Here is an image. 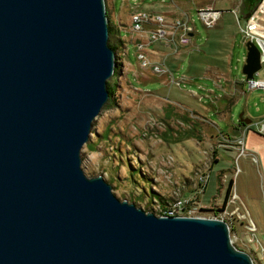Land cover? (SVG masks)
Masks as SVG:
<instances>
[{
	"label": "water",
	"instance_id": "water-1",
	"mask_svg": "<svg viewBox=\"0 0 264 264\" xmlns=\"http://www.w3.org/2000/svg\"><path fill=\"white\" fill-rule=\"evenodd\" d=\"M107 39L104 0H0V264H253L225 220L155 214L83 173ZM241 41L247 79L262 55Z\"/></svg>",
	"mask_w": 264,
	"mask_h": 264
},
{
	"label": "rangeland",
	"instance_id": "rangeland-1",
	"mask_svg": "<svg viewBox=\"0 0 264 264\" xmlns=\"http://www.w3.org/2000/svg\"><path fill=\"white\" fill-rule=\"evenodd\" d=\"M238 3L104 0L126 49L114 62L117 71L106 79L113 84L112 95L91 120L79 149V166L86 176L100 174L117 198L158 214L178 195L192 194L197 176L207 173L191 208L197 215L213 214V201L222 200L229 179L223 172L231 178L237 166L223 143L237 136L232 126L239 114L254 120L258 109H264V92L247 89L241 73L245 47L237 20L242 18L232 11ZM206 5L220 10L208 26L196 14L197 7ZM138 9L161 14L167 24L187 13L194 27L189 42L149 41L144 32L153 27L152 22L142 23L138 30L130 27V16ZM134 36L143 44L145 66L136 58ZM259 226L263 236L264 224ZM240 232L232 244L245 250L253 264H264V238L254 246Z\"/></svg>",
	"mask_w": 264,
	"mask_h": 264
},
{
	"label": "built area",
	"instance_id": "built-area-1",
	"mask_svg": "<svg viewBox=\"0 0 264 264\" xmlns=\"http://www.w3.org/2000/svg\"><path fill=\"white\" fill-rule=\"evenodd\" d=\"M232 11L234 16L237 18V16H239V14L237 13V6H234V8H232ZM196 14L201 23L208 26L218 19L220 10L210 5L199 6L196 8ZM147 22L153 23V27L147 29L146 32H144L145 37L149 41L165 39L167 42H170L172 44L174 43L178 45H185L191 38V31L194 30L192 21L190 20V16L187 13H181L180 16H177L175 18L172 24H167L166 19H163V16L161 14H149L145 9H138L132 12L129 21L132 30L140 29L142 23ZM237 23L238 31L242 35V38L244 40L248 39L252 41L258 48L259 53L262 55V58L259 59L260 66L253 72L252 77L247 79L243 78L245 87L247 89L260 88L264 92V0H258L250 10L247 17L241 19V22H238L237 20ZM117 42H121L120 45H117ZM117 42L116 49L114 50V61L118 62L120 59H122L121 55L125 53L126 49V46L122 45L124 42H122V37H120L119 29L117 34ZM133 42L135 44V48L137 49L136 58L141 66H145L146 60L144 58V50L142 49L143 44L140 38L138 36H134ZM156 66L157 65H154L153 67L156 68ZM254 124L258 131L262 132L264 130L262 122L256 121L254 122ZM232 144L235 147L236 152L234 158L237 161V158L240 155L245 154L243 136L239 135L235 137ZM238 170V166H236L233 170V175L231 176L232 180L227 194L225 196L223 195L221 201H213L215 211L211 216L225 220L231 242L236 239L237 236H239L238 232H240L241 230L240 233H243L244 240L248 242L253 241V245L256 246V243L259 242L255 235V223L249 216L246 207L244 206L243 202L232 186L233 178ZM206 177L207 173H204V175H198L197 186L195 187V189L193 188V193L186 196L178 195L170 202L168 201L167 204H165V206L163 207L161 214L194 215L191 208V205L193 204L192 201H195L194 197L197 195V193L202 192L201 187L205 184ZM261 246L262 250L264 251V243L261 244Z\"/></svg>",
	"mask_w": 264,
	"mask_h": 264
},
{
	"label": "crops",
	"instance_id": "crops-1",
	"mask_svg": "<svg viewBox=\"0 0 264 264\" xmlns=\"http://www.w3.org/2000/svg\"><path fill=\"white\" fill-rule=\"evenodd\" d=\"M225 116H227L226 113L223 114V117ZM239 117L247 118L249 122L244 123L241 120L239 122ZM238 118L232 128L238 133L237 136H243L245 154L237 158L236 162L239 170L233 178L232 186L255 223L257 239L263 240L264 235L262 236L259 225L264 224V130L262 132L258 131L254 122L260 121L264 126V109H258L257 117L254 120L244 116L243 113L239 114ZM234 138L229 141H233ZM223 144L226 146L225 149L230 150L231 155H235L236 151L232 142ZM211 165L212 162L210 167ZM223 175L226 179L230 178L228 173L225 175L223 172Z\"/></svg>",
	"mask_w": 264,
	"mask_h": 264
},
{
	"label": "trees",
	"instance_id": "trees-1",
	"mask_svg": "<svg viewBox=\"0 0 264 264\" xmlns=\"http://www.w3.org/2000/svg\"><path fill=\"white\" fill-rule=\"evenodd\" d=\"M257 0H242V6H243V11H247L248 9H251L253 8L255 2ZM105 14H106V21H107V32H108V44L109 46L113 49V51L116 49V42H117V34H118V28L115 27L112 22L110 21L108 15H107V11H105ZM115 62V61H114ZM117 64V61L115 62ZM114 63V67H113V74L117 71L116 68H117V65ZM106 88H107V91H108V95L109 97L112 95V92H113V84L110 82V80H106ZM108 97V98H109ZM109 101V99H108ZM108 103V102H107ZM240 122V120H239ZM231 178L228 179L227 183H226V186H225V191H224V196L227 194V191L229 189V186L231 184ZM153 193V192H152ZM150 195V194H149ZM147 210V208H146ZM162 209L159 210V213L158 214H161L162 213ZM235 247L237 248H240L238 246L235 245ZM241 249V248H240Z\"/></svg>",
	"mask_w": 264,
	"mask_h": 264
}]
</instances>
